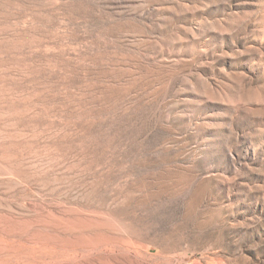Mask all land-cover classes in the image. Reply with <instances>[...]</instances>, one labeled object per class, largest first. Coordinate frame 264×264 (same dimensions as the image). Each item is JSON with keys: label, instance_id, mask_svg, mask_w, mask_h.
Listing matches in <instances>:
<instances>
[{"label": "rangeland", "instance_id": "374dc122", "mask_svg": "<svg viewBox=\"0 0 264 264\" xmlns=\"http://www.w3.org/2000/svg\"><path fill=\"white\" fill-rule=\"evenodd\" d=\"M0 264H264V0H0Z\"/></svg>", "mask_w": 264, "mask_h": 264}]
</instances>
